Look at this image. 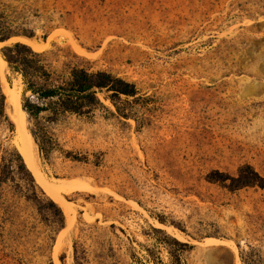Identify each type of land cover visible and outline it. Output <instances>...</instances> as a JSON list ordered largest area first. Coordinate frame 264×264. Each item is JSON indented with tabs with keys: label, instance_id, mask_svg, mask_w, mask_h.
I'll use <instances>...</instances> for the list:
<instances>
[{
	"label": "rangeland",
	"instance_id": "374dc122",
	"mask_svg": "<svg viewBox=\"0 0 264 264\" xmlns=\"http://www.w3.org/2000/svg\"><path fill=\"white\" fill-rule=\"evenodd\" d=\"M7 35L0 51L34 39L58 79L74 66L107 70L140 97L114 102L128 117L99 92L105 107L89 115L34 119L21 74L5 65L9 118L12 88L28 131L45 127L58 143L43 158L34 142L35 180L61 208L71 202L73 217L54 230L2 183L0 264H151L146 248L168 262L150 226L193 245L184 264H264V190L206 179L243 163L264 175V0H0ZM16 139L0 121V144Z\"/></svg>",
	"mask_w": 264,
	"mask_h": 264
},
{
	"label": "trees",
	"instance_id": "16d2710c",
	"mask_svg": "<svg viewBox=\"0 0 264 264\" xmlns=\"http://www.w3.org/2000/svg\"><path fill=\"white\" fill-rule=\"evenodd\" d=\"M8 37L9 35L0 36V41ZM1 53L8 67L21 74L24 83L21 106L34 119L41 112H47L46 119L51 122L57 120L62 113L89 115L98 106L105 107L98 96L99 92L114 104L119 115L128 117V113L114 102H127L129 97L134 100L140 97L134 82L107 70L74 66L66 77L58 79V75L47 67L45 51L34 50L22 41L3 46ZM0 121L13 130L14 124L5 111V95L1 90ZM30 133L43 158H46L49 150L58 146L45 127H40L38 131L30 129ZM64 154L76 160L84 158L71 151H65ZM32 173L15 145L0 144V185L7 181L13 182L16 191L32 204L43 220L49 222L54 230L63 228L65 215L61 206L45 193ZM206 179L229 191L247 186L264 190V175L250 163L240 164L234 174L212 169L207 173ZM156 218L159 223L166 224L163 217ZM150 230L157 234L155 244L164 246L169 255V261L164 262L156 249L146 248L151 264H184L181 255L193 245L179 240L160 227L150 226ZM73 250L75 263H78L75 241Z\"/></svg>",
	"mask_w": 264,
	"mask_h": 264
},
{
	"label": "bare ground",
	"instance_id": "6f19581e",
	"mask_svg": "<svg viewBox=\"0 0 264 264\" xmlns=\"http://www.w3.org/2000/svg\"><path fill=\"white\" fill-rule=\"evenodd\" d=\"M21 41L30 45L34 50L35 49L37 50V47L40 46L36 40L31 39V38L22 37ZM76 48H77V51L78 50L81 51L79 46H76ZM6 64H7V61L2 56H0V72L1 73L3 72V69H4ZM7 102L10 104V106L12 108V113H10V114H12V120H13V123L15 126V131L17 133V139H16L17 148H18L19 152L22 154L25 163L27 164L29 169L33 172L34 176L37 179H40V176L38 175L36 165H35L37 156L34 154V149H33L34 140H33L31 133L26 128L24 115H23V112L21 111V107H20V97H19L18 92L12 88H9V92H8V96H7ZM82 183L80 185H82ZM45 188L48 191L52 192L48 186L45 185ZM70 203L71 202L66 201V200H63L62 203H60V204H62V208H63V211L66 215L67 221L71 220L73 217L70 214V211H71Z\"/></svg>",
	"mask_w": 264,
	"mask_h": 264
},
{
	"label": "water",
	"instance_id": "95a60500",
	"mask_svg": "<svg viewBox=\"0 0 264 264\" xmlns=\"http://www.w3.org/2000/svg\"><path fill=\"white\" fill-rule=\"evenodd\" d=\"M0 53H1V51H0ZM1 55H2V53H1ZM2 57H3V55H2ZM4 58V57H3ZM5 59V58H4Z\"/></svg>",
	"mask_w": 264,
	"mask_h": 264
}]
</instances>
